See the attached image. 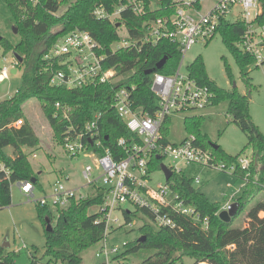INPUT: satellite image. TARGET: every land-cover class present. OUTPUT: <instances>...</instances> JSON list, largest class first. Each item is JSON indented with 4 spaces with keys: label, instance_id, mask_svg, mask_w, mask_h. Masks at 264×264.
I'll use <instances>...</instances> for the list:
<instances>
[{
    "label": "trees",
    "instance_id": "1",
    "mask_svg": "<svg viewBox=\"0 0 264 264\" xmlns=\"http://www.w3.org/2000/svg\"><path fill=\"white\" fill-rule=\"evenodd\" d=\"M5 1L15 16V26L21 34V40L15 46L3 37L0 40L6 51L13 49L14 53L23 58L17 67L23 66L24 72L21 87L13 96L0 101V163L5 164L10 172L8 174L6 170L0 169V207L11 204V186L16 181H32L35 178V187L39 182L28 154L24 151V147L34 148L41 143L40 136L23 110L28 100L36 98L40 102L54 136L62 146L65 135L69 130L72 131V124L82 126L93 119L96 113L102 112L99 125L103 143L111 148L117 158L123 157L124 151L118 146L119 138L123 137L129 143L137 142L139 138L131 132L113 107L115 91L118 86H135L131 94L133 106L153 114L159 107V97L151 88L153 73L146 74V71L155 68L162 58L167 57L163 68L155 72L171 75L181 60L178 45L168 39L137 48H120L113 52L112 44L120 40L119 28L125 25L129 33L139 39L144 20L129 11L124 12L122 18L115 22L95 16L97 6H104L112 12L117 5L116 0H75L61 15L56 13L71 0H39L37 4L30 0ZM261 4L263 12L259 19L264 24V0H261ZM20 5L25 9L19 10ZM163 14L159 10L151 16ZM57 25L60 28L54 30ZM75 28L90 31L100 43V52L106 55L104 67L115 68L121 78L119 84L98 83L73 89L51 84L53 70L61 66L57 62L51 66L44 55L59 36ZM243 31L244 24L240 22H222L219 27L225 43L241 67L247 85L251 86L250 78L245 76L247 74L244 70L247 65L254 64L255 59L235 45ZM188 73L198 83L212 90V104L228 101L227 113L231 121L247 135V145L253 149L254 158L250 167L243 170L238 166L239 155L228 154L218 144H215L216 148L213 147L208 136L202 134V116L185 118V127L190 134L196 135L198 144L211 149L218 161L223 160L227 165L236 163L238 167L234 172L245 178L244 192L236 201L239 203L238 211L229 221L222 219L219 216L222 211L220 202L211 201L203 191L196 188L192 177L174 173L168 180L169 184L187 204L195 208L199 219L174 213L173 218L177 222L175 227H157L149 211L136 208V211L131 212L126 209L124 225L130 224L137 216L144 219L140 237L145 236V240L139 237L126 242L125 249L115 259L126 260L125 264H130L127 262L130 256L151 251L142 261L131 264H182L185 256L193 257V264H264V199H259L247 209L242 224L234 221L244 208L246 197L264 191V133L251 117L248 94L241 93L237 86L231 89L219 86L209 77L201 55L188 65ZM57 102L69 107L68 117L64 115L63 108L56 107ZM19 119L23 120V124L16 126L15 122ZM170 121V117L167 118L162 128L165 142L168 141ZM9 146L13 148L12 154L6 150ZM162 158L152 157L151 172L161 168ZM103 200L101 191L93 190L86 198L71 199L66 205L59 206L57 222L52 231L47 230V227L53 217V210L48 205L38 203V212L47 236V254L55 260H61V264H82V252L105 236L107 212L101 208ZM95 206H98V210L90 212ZM139 212L151 221L138 215ZM35 263L34 260L32 264ZM0 264H15V253L6 252L1 240Z\"/></svg>",
    "mask_w": 264,
    "mask_h": 264
},
{
    "label": "built area",
    "instance_id": "2",
    "mask_svg": "<svg viewBox=\"0 0 264 264\" xmlns=\"http://www.w3.org/2000/svg\"><path fill=\"white\" fill-rule=\"evenodd\" d=\"M30 1L33 4L39 2ZM116 1L117 5L112 12L104 6H97L94 10L95 16L115 22L122 18L124 12L129 11L144 20L141 37H133L126 28V34H120V40L116 42L119 44L117 49L111 46L113 52L120 48H137L143 44H155L161 39H168L178 45L181 60L171 75L153 73L151 88L159 97V107L153 114L133 106L131 94L135 86H118L115 91L113 107L131 132L139 138V141L131 143L123 137L119 138L118 146L124 151L123 157L117 158L111 148L103 143L99 125L102 112L96 113L93 119L82 126L72 124V131L69 130L65 135L63 147L72 157L81 153L95 156V163L87 164L83 169L86 184L82 187L100 190L104 196L101 208L107 212V224L105 236L95 253L100 260L99 264H113L112 261H116L115 257L122 252L117 246L109 245L107 236L114 228L110 223L111 213L125 203L149 211L153 216L152 222L157 227H175L177 222L173 218L174 213L199 219L195 208L187 204L168 181L151 185L150 163L153 156H168L174 162L214 166L219 170H225L226 166L234 168V171L238 166L243 170L250 167L251 160L247 158H238V166L220 164L212 150L198 144L194 134L188 135L179 143H172L169 139L165 142L162 128L167 118L182 111L204 109L212 104L214 98L207 85L198 83L188 72H182L186 53L192 45L209 42L219 33L222 22H240L244 24V31L235 45L244 53L253 56L256 65L264 62V24L259 19L263 12L261 0ZM22 9L25 7L20 5L19 10ZM159 10L164 13L162 16H151ZM101 48L92 33L85 29L75 28L59 36L44 55L51 66L55 62L61 66L53 70L51 84L72 89L98 83L119 84L121 78L115 68L104 67L106 55L100 52ZM5 78H8L7 67L2 69L0 81ZM56 107L63 108L64 115L68 117L69 107L60 102L56 103ZM22 123L23 120L19 119L15 125ZM168 167L173 174L182 172L176 166ZM0 169L10 173L5 164H1ZM195 181L200 182L199 178ZM18 184L21 191L28 196L34 194L35 185L32 181H18ZM88 195L90 192H81L80 187H68L59 181L54 184L51 193L39 198L38 202L49 205L52 201L54 207L58 208L71 199L86 198ZM230 204L227 203L222 210L228 209Z\"/></svg>",
    "mask_w": 264,
    "mask_h": 264
},
{
    "label": "rangeland",
    "instance_id": "3",
    "mask_svg": "<svg viewBox=\"0 0 264 264\" xmlns=\"http://www.w3.org/2000/svg\"><path fill=\"white\" fill-rule=\"evenodd\" d=\"M71 0L63 4L57 15H61L68 6L74 2ZM16 23L15 16L9 9L5 0H0V36L8 40L13 46L21 40V34L13 31ZM60 25L54 27V30ZM126 27L119 28V33L125 35ZM237 45V42L235 43ZM119 44L114 43L113 49H117ZM201 55L209 77L223 88L231 89L237 86L241 93H246L250 99V114L255 124L264 133V63L256 66V63L245 67L246 77L250 78L251 86H248L241 72V67L227 44L222 34L217 33L209 42H197L188 50L182 66V72H188V65ZM14 50L8 51L3 47L0 40V74L4 67L8 68V78L0 81V101L9 98L21 87L23 82V66H18ZM17 69L16 73L12 70ZM6 83V86L4 84ZM228 101L223 100L217 104H210L204 109H191L171 115L168 139L172 143H179L184 140L189 131L185 127V118L189 116H202L200 130L206 134L209 141L221 145L225 152L231 155H239L238 158H254L253 149L248 146L247 135L242 129L231 121L228 115ZM23 110L37 134L41 138V143L37 147H24L34 171L37 173L39 182L35 187L34 194L28 196L21 191L18 181L12 184L11 204L0 207V240L9 243L6 252L15 253V264H61V260H55L47 254V236L45 225L38 212V199L51 193L55 183L61 181L68 187L79 188L81 192H93L94 189L82 187L86 184L83 177V169L87 164L95 163V156L81 153L72 157L66 152L64 147L55 138L53 129L46 118L40 102L36 98L28 100L23 105ZM23 124V123H22ZM12 154L11 146L6 148ZM211 150V149H210ZM216 155V154H214ZM167 166L181 168L182 172L194 179V186L203 191L211 201L220 202L222 207L227 203H234L244 192L245 178L234 172V168L226 166L225 170H219L214 166L187 164L183 161H173V158L164 156L162 158ZM220 164H226L220 161ZM236 166V163L234 164ZM1 167V163H0ZM151 185L155 186L159 182L165 183L166 176L161 168L155 169L150 176ZM199 178L200 182L195 181ZM102 184V182H99ZM41 185V186H40ZM259 199H264V191H260L253 196H247L245 206L235 223H243L247 209ZM53 210V217L50 220L52 226L57 222V208L52 201L48 205ZM136 211L133 204L125 203L121 208L113 210L111 213V224L114 225L107 236L109 245L117 246L120 252L125 249V243L134 241L140 237V227L144 219L134 217L131 224L124 225L126 219L124 210ZM98 210V206L92 207L90 212ZM138 215L143 216L142 212ZM146 220L151 221L146 216ZM117 221H114L116 220ZM121 226V227H120ZM26 245V246H24ZM100 242L91 245L82 252V264H99L100 260L96 256V251ZM151 251H142L138 256H130L128 263L139 262L150 255ZM113 260V258H112ZM182 264H193L195 259L185 256ZM126 260L112 261L113 264H125Z\"/></svg>",
    "mask_w": 264,
    "mask_h": 264
},
{
    "label": "water",
    "instance_id": "4",
    "mask_svg": "<svg viewBox=\"0 0 264 264\" xmlns=\"http://www.w3.org/2000/svg\"><path fill=\"white\" fill-rule=\"evenodd\" d=\"M13 31L15 33H18V28L14 25L13 26ZM1 38V36H0ZM15 56H16V59L18 61V63H22L23 62V58L21 56H19L17 53H14ZM166 60H167V57H164L162 58L158 63L157 65L155 66V68H152V69H149L146 71V74H152L154 73L156 70H159V69H162L163 66L165 65L166 63ZM13 73H16L17 72V69H13L12 70ZM4 86H6V84H4ZM211 145L213 147H217V145H215L214 143H211ZM157 158L161 159V156H157ZM162 171L164 172L165 176H166V180L168 181L172 175H173V171L164 163L162 162L161 165H160ZM35 178L32 179V182L35 183ZM238 207H239V203L238 202H234L232 204H230L229 208L228 209H224L220 212L219 216L226 220V221H229L238 211ZM47 230L49 231H52L53 230V226L52 224L49 222L48 224V227H47ZM140 240H145V236L143 237H140ZM7 240L1 242V245L3 248H6L7 246H9V243H6Z\"/></svg>",
    "mask_w": 264,
    "mask_h": 264
},
{
    "label": "crops",
    "instance_id": "5",
    "mask_svg": "<svg viewBox=\"0 0 264 264\" xmlns=\"http://www.w3.org/2000/svg\"><path fill=\"white\" fill-rule=\"evenodd\" d=\"M6 84V83H5Z\"/></svg>",
    "mask_w": 264,
    "mask_h": 264
}]
</instances>
